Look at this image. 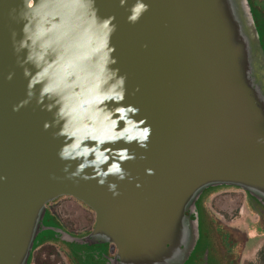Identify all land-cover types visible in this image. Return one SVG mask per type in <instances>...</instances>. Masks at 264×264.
I'll use <instances>...</instances> for the list:
<instances>
[{
  "label": "water",
  "instance_id": "water-1",
  "mask_svg": "<svg viewBox=\"0 0 264 264\" xmlns=\"http://www.w3.org/2000/svg\"><path fill=\"white\" fill-rule=\"evenodd\" d=\"M138 2L146 10L131 22ZM11 6L21 0H0V264H29L44 243L79 264H197L210 242L201 206L217 188L242 191L264 222V48L249 0H92L97 24L112 28L95 34L100 79L115 72L101 88L123 81V98L103 105L119 138L71 178L83 158H59L71 142L57 134L63 121L38 102L39 85L28 97L24 69H36L13 48L23 22L8 19ZM113 165L123 179L104 175ZM60 198L93 213L87 234L50 221Z\"/></svg>",
  "mask_w": 264,
  "mask_h": 264
},
{
  "label": "clouds",
  "instance_id": "clouds-1",
  "mask_svg": "<svg viewBox=\"0 0 264 264\" xmlns=\"http://www.w3.org/2000/svg\"><path fill=\"white\" fill-rule=\"evenodd\" d=\"M21 4L19 9L11 6L7 13L10 21L23 22L19 41L12 33L13 48L16 52L26 50L20 62L22 67L31 64L36 69L34 73L24 69L23 74L28 78V97L31 98V90L39 85L38 102L45 98L50 101L46 107L48 111L55 109L53 124L63 121L57 134L71 142L60 149L59 158L69 161L83 158L76 170L70 173L68 178H71L98 161L103 163L101 158L104 154L99 145L119 138V134H107L116 121L105 125L112 113L103 105L105 101L123 98L122 93L116 91V86L123 81L122 78L118 79L115 85L102 90L101 86L114 77L115 72L101 80L99 73L106 69L93 59L97 51V29H104L106 36L112 28L107 20L97 24L92 0H21ZM145 10L146 6L138 2L128 19L135 22ZM44 127L48 128L49 125L45 123ZM146 134L147 130L140 138L145 139ZM85 140L96 141V147L82 146ZM90 153L94 154V160L87 159ZM107 174H118L119 179L124 178L116 165L108 168L104 175ZM99 182L103 183V180ZM115 189L116 185L109 184L108 190L113 196L118 195Z\"/></svg>",
  "mask_w": 264,
  "mask_h": 264
},
{
  "label": "flooded vegetation",
  "instance_id": "flooded-vegetation-1",
  "mask_svg": "<svg viewBox=\"0 0 264 264\" xmlns=\"http://www.w3.org/2000/svg\"><path fill=\"white\" fill-rule=\"evenodd\" d=\"M249 2L253 9L254 19L260 32L264 48V0H249ZM260 20L263 22L261 23ZM233 190V188L229 187L214 189L206 196L205 205L202 203L203 221L210 242L209 247L207 248L208 253L206 260L201 256L199 257L197 264H264V240L261 241L260 246L255 249L253 247L254 254L247 258L248 260L242 258V253L250 244L251 237H258L260 234H264V224H261L262 221L260 217L257 216L253 207L248 206L249 204L246 201V195L243 200H240L238 204L232 207L216 204L226 198L228 194H232ZM246 208L249 213H254L257 217V222H260L254 228L255 234L250 237L241 228L244 226L241 216ZM48 215L50 221L53 222L55 226L74 234L68 228V225L62 222L57 215L49 212ZM91 228L75 233L74 235L83 236L87 234ZM113 252V249L107 248L106 254L110 255ZM84 263L93 264L95 262L90 258L89 261L87 259Z\"/></svg>",
  "mask_w": 264,
  "mask_h": 264
},
{
  "label": "rangeland",
  "instance_id": "rangeland-1",
  "mask_svg": "<svg viewBox=\"0 0 264 264\" xmlns=\"http://www.w3.org/2000/svg\"><path fill=\"white\" fill-rule=\"evenodd\" d=\"M259 21V20H258ZM262 23L263 21L260 20ZM234 189V188H233ZM209 192L204 196L203 203L205 205L206 196ZM229 196V197H228ZM228 196L221 200V202H217L216 204L225 205V206H235L239 203L240 200H243L245 194L238 190L234 189L232 194H228ZM248 206H252V204L246 198ZM215 204V205H216ZM47 211L51 214H55L58 218L68 225V228L71 232L78 233L84 230H87L93 226L94 223V215L93 213L87 209L85 206L81 205L77 201L71 198H60L48 205ZM242 222L244 224L241 227L244 232L250 237L255 234L254 228L260 222H257V217L254 213H249L247 208L244 209L242 213ZM261 224H264L262 221ZM250 244L248 245L247 249L242 253V258L248 260L252 254H254V249L260 246L261 241L264 240V234H260L258 237H251ZM254 247V249H253ZM55 251L51 247H47L44 249V253L46 255L56 257V254H53ZM58 256V255H57ZM54 257V258H55ZM57 258V257H56ZM47 260H50L49 258ZM54 260V259H53Z\"/></svg>",
  "mask_w": 264,
  "mask_h": 264
},
{
  "label": "crops",
  "instance_id": "crops-1",
  "mask_svg": "<svg viewBox=\"0 0 264 264\" xmlns=\"http://www.w3.org/2000/svg\"><path fill=\"white\" fill-rule=\"evenodd\" d=\"M47 247H51L54 249V253L58 255L57 259L53 261L52 264H79L73 257H71L66 251H64L60 246L54 243H44L38 246L35 250L36 252L33 254V257L44 258V249ZM33 258V259H34ZM52 258V256H50ZM34 264V262L32 263Z\"/></svg>",
  "mask_w": 264,
  "mask_h": 264
},
{
  "label": "trees",
  "instance_id": "trees-1",
  "mask_svg": "<svg viewBox=\"0 0 264 264\" xmlns=\"http://www.w3.org/2000/svg\"><path fill=\"white\" fill-rule=\"evenodd\" d=\"M36 252V250L34 251V253ZM33 253V254H34ZM45 254V253H44ZM53 254H56V253H53ZM55 257V256H54ZM54 257H52V258H50V256L49 255H46L45 254V256H44V258H40V257H33V255H32V257H31V261H30V263L29 264H32L33 262H34V264H52L53 263V261L54 260H56L57 258L56 257H58L57 256V254H56V257L54 258ZM34 258V259H33ZM50 259V260H47V259ZM54 259V260H53Z\"/></svg>",
  "mask_w": 264,
  "mask_h": 264
}]
</instances>
